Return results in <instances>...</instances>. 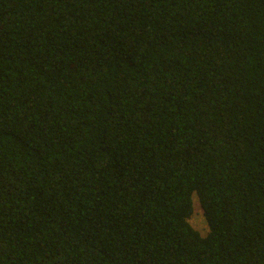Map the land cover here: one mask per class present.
Listing matches in <instances>:
<instances>
[{
  "label": "trees",
  "instance_id": "obj_1",
  "mask_svg": "<svg viewBox=\"0 0 264 264\" xmlns=\"http://www.w3.org/2000/svg\"><path fill=\"white\" fill-rule=\"evenodd\" d=\"M0 264H264V0H0Z\"/></svg>",
  "mask_w": 264,
  "mask_h": 264
},
{
  "label": "rangeland",
  "instance_id": "obj_2",
  "mask_svg": "<svg viewBox=\"0 0 264 264\" xmlns=\"http://www.w3.org/2000/svg\"><path fill=\"white\" fill-rule=\"evenodd\" d=\"M190 223L193 225L195 229L200 231L204 236L208 234L209 226L203 214V210L201 209L197 201L195 202V211L190 219Z\"/></svg>",
  "mask_w": 264,
  "mask_h": 264
}]
</instances>
